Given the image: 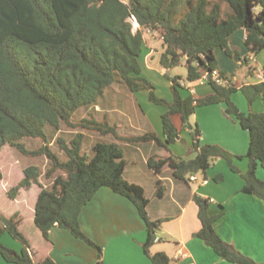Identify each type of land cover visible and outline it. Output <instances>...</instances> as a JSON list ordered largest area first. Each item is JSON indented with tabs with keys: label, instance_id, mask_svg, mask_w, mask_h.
Returning a JSON list of instances; mask_svg holds the SVG:
<instances>
[{
	"label": "trees",
	"instance_id": "trees-1",
	"mask_svg": "<svg viewBox=\"0 0 264 264\" xmlns=\"http://www.w3.org/2000/svg\"><path fill=\"white\" fill-rule=\"evenodd\" d=\"M139 24L133 30L131 19ZM247 32L246 46L254 55L264 51V0H0V154L6 145L27 157H46L50 168L46 177L51 186L41 183L42 170L37 165L24 168V178L8 191L11 199L22 189L34 184L41 187L35 208V226L49 240L56 227L68 230L98 251L96 264H105L102 248L83 231L81 213L102 188L128 198L144 221L148 238L143 250L152 264H172L165 252L152 253L157 232L168 219L152 220L148 213L150 200L144 188L125 178L126 151L121 142L155 143L170 152L167 157L152 156L148 166L156 175L164 168L185 182L198 172L206 175L216 159H225L233 171L232 154L217 145H200L202 131L191 123L197 109L225 104L226 113L235 117L250 133L247 172L242 173V192L264 201V181L257 176L264 168V112L246 114L232 101L239 89L217 84L210 77L213 93L205 98H182L181 77L168 76L173 84L174 101L157 99L154 86L143 75L140 58L144 51L145 32L161 31L163 53L160 65L166 71L185 64L187 82L196 83L205 73L217 69L214 54L222 49L243 64L239 51L230 47L229 38L238 30ZM225 78V73L220 72ZM116 84L125 85L132 93L150 90L151 98L168 107L162 116L163 140L149 132L121 136L117 125L95 119L75 120L84 108L99 105L105 92ZM250 105L260 96L264 99V81L244 85L240 89ZM61 132L64 127L98 130L103 136L112 134L120 142L97 141L93 155L83 152L84 133H77L67 143L59 138L63 160L52 149L47 131ZM186 130L191 131L195 157L174 155L175 144ZM26 138L41 139V148L30 150ZM0 171V180L3 179ZM190 177V178H189ZM217 181L223 178L217 177ZM166 187L157 181V197L163 198ZM202 229L196 234L222 259L234 264H264L244 255L233 244L222 239L215 223L225 211L211 215V200L195 194ZM18 215L7 218L0 213V239L9 232L24 248L17 252L0 242V254L12 264H57L51 257L35 262L31 244L20 231Z\"/></svg>",
	"mask_w": 264,
	"mask_h": 264
},
{
	"label": "crops",
	"instance_id": "crops-1",
	"mask_svg": "<svg viewBox=\"0 0 264 264\" xmlns=\"http://www.w3.org/2000/svg\"><path fill=\"white\" fill-rule=\"evenodd\" d=\"M246 37L247 32L245 29L236 31L229 38L230 47L239 51L241 56L248 60L247 65H249L250 70L245 78V85L257 84L262 82L264 76V70H260L258 66L263 51L259 53L260 55L252 54L246 46ZM145 44L140 58L141 66L155 68L156 63L160 65V56L164 51L162 43ZM160 45L161 49L159 48ZM157 54H159V57L156 60ZM214 54L218 63L217 69L225 73L229 85H235L239 89L238 91H241L242 86L239 87L235 84V76L231 81L229 73L234 71L236 64L242 65V62L234 61L222 49H216ZM187 86L192 90V96L195 98H205L213 93L208 82H196L187 84ZM96 107L99 108V105ZM204 107L205 109H201L203 107L198 108L191 117V123L192 120H195V124L202 131L200 143L203 135L205 137L204 142H211L206 139L208 130L200 117L207 116L214 110L230 124L239 140L237 145L232 147V151L236 155L246 154L250 135L245 132L249 131L244 130L235 117L226 113V105L215 104ZM121 113L126 117L123 109H121ZM133 125H137L135 131L138 132V135L152 132L151 123L145 117V113L144 119L138 124L133 123ZM119 129L120 126H118V132ZM184 133H188L192 141L191 131L186 130L177 142L183 140ZM156 134L163 140V123L162 128L156 129ZM108 142L120 141L116 139ZM121 143L126 151L127 168L125 178L128 182L142 186L147 195V186L140 180L144 177L148 184L152 182V186L149 187L152 188L153 192L155 191V197H157L158 180H161L167 186L165 196L163 198L157 197L158 201H154V198H149L147 195L150 200L148 213L151 219H168L158 231L161 232V236H158L157 233V240L152 247V253L165 252L171 258L172 264H234L222 259L204 241L196 237V234L202 229L199 207L194 201V195L198 194L211 200L209 208L211 215L218 214L222 210L225 211L222 218L215 223V228L222 239L233 244L244 255L259 263H264V201L254 195L242 192L245 184L242 179L236 180L234 185L223 192L222 196H211L204 189L211 186L214 175L207 172L205 175L206 181L197 188L191 187L185 181L176 179L173 171L168 167L164 168L160 175L154 176V171L148 166L149 159L152 156L167 157L170 152L155 143ZM172 153L184 158L176 152ZM242 171V173L246 172L245 166ZM22 172L24 178V168H22ZM257 176L264 181V171L260 170L259 167ZM191 182H198L197 177L195 181ZM6 190L9 191L10 188L6 187ZM41 190L39 185L34 184L29 189H22L17 198L11 199L15 205L22 207L24 205L23 208L30 207L29 216L33 222ZM26 198H28V202H24ZM165 200H168V203H165ZM23 208H17L13 214L5 217L10 218L15 214L18 215L19 229L31 244V253L35 262L39 263L47 257H51L57 264L97 263V249L83 240L75 238L65 228L54 227L50 231L49 240L44 238L37 227L35 230L30 228L29 233L25 232L27 218ZM80 222L84 233L102 248L105 264H152L143 250V244L148 238L146 225L136 206L128 198L113 192L110 188H102L93 200L84 207ZM6 245L15 250H20L19 247L12 245L10 242H6Z\"/></svg>",
	"mask_w": 264,
	"mask_h": 264
},
{
	"label": "rangeland",
	"instance_id": "rangeland-1",
	"mask_svg": "<svg viewBox=\"0 0 264 264\" xmlns=\"http://www.w3.org/2000/svg\"><path fill=\"white\" fill-rule=\"evenodd\" d=\"M133 23V30L137 32L139 29V24L133 18L131 19ZM145 43H163V36L161 31H149L145 32ZM146 45V44H145ZM161 49V45L159 47ZM240 54V52H239ZM260 55V54H259ZM241 56V54H240ZM159 54L156 55V60L158 59ZM232 58V57H231ZM242 59L244 57L241 56ZM264 51L262 52L261 59L259 62V69L264 70ZM236 62H240L235 58H232ZM158 66V67H157ZM249 65L246 63H242V65H237L234 68V71L229 73L230 80L236 77L235 84L239 87H243L246 84L245 78L249 73ZM143 75L148 79V81L154 86V94L157 99L166 100L168 102L174 101V90L171 79L168 77H176L179 76L183 79L184 85L179 87V92L182 98L187 99L191 97L192 90L187 86L189 84L187 82V74L188 70L185 64H182L171 71L164 70L158 63L155 64V68L150 67H142ZM168 75V76H167ZM231 80V81H232ZM186 83V84H185ZM235 86V85H234ZM152 92L150 90H141L135 93H132L125 85L116 84L112 88L108 89L104 96L101 98L99 102V108L90 107L81 109L76 115L75 120L81 121L83 119H95L97 122L102 123L107 120L110 125H118L120 126L119 134L122 136H136L138 132H136V126L133 123L138 124L145 117L151 123L152 132L156 133L157 128H162V116L168 111V107L162 103H157L151 98ZM201 98V97H199ZM232 101L240 108V110L246 114L250 113H262L264 112V99L262 96L257 98L252 105H250L247 97L242 91H237L232 96ZM126 113V117L120 114L121 109ZM205 109V107L201 108ZM244 110V111H243ZM144 112V113H143ZM200 119L205 124L208 133L207 140L211 142H204L205 137L203 135L200 145H217L222 147L223 149L229 151L232 154L233 164L238 169V171H233L229 162L225 159H216L211 168L207 171L210 175H214L215 177L212 179V184L210 187L204 189L205 192L211 194V196H222L223 192L234 185L235 181L242 178V168L245 166L246 172L249 169V159L247 157L250 141L248 144V150L244 155H236L232 151V147L237 145L239 142L236 134L233 132L230 124L221 118L220 114L217 111H212L207 116H201ZM192 124L195 126V120H192ZM237 123V122H236ZM133 125V128H132ZM135 128V129H134ZM160 130V129H159ZM51 142L52 149L58 153L63 160H67V156L64 151L61 150L60 144L58 143L59 138H64L67 143L75 137L77 133H84L86 135V139L83 145V152L88 154L89 156L93 155L92 147L97 141H115L116 138L112 134H108L103 136L98 130H89L84 128H76L70 129L64 127L61 132H55L50 127L47 129ZM250 135L249 132H245ZM145 134V133H141ZM23 142L28 146L30 150H36L43 146L44 142L41 139L34 138H26ZM172 152H176L184 156L185 159L195 157V154L192 149V141L188 133L183 134V140L172 144L169 146ZM28 165H37L41 168L43 176L41 177V183L44 186H51L52 180L46 177V172L50 168V161L42 156V157H27L12 149L9 145H6L1 154H0V171L4 174V179L0 180V213L4 216H10L17 208H23L20 205H15L14 202L8 195V191L6 187L10 189L16 186L21 179L23 178L22 168L27 167ZM260 170L264 171V168L259 165ZM156 174H154L155 176ZM209 175V177H210ZM153 176V174H152ZM153 176V177H154ZM194 176L197 177L198 182H191L190 180L187 182L188 185H191L193 188L199 187L201 183H203L206 178L203 172H198ZM222 177V181H217V177ZM190 178V177H189ZM141 182H144L147 186V195L149 198H154V201H158L157 197H155L154 192L151 187L152 182H149L144 177H142ZM152 181V180H151ZM165 186V185H164ZM154 187V186H153ZM167 188V186H165ZM146 195V196H147ZM157 196V195H156ZM148 198V199H149ZM28 198L24 202L27 201ZM157 203V202H156ZM159 203V202H158ZM165 203H168V200H165ZM30 207L26 206L23 208L26 214V223H25V232L30 231L31 229H36V226L31 220L29 216ZM158 236H161V232H157ZM0 242L6 245V242H10L12 245H15L20 248V250H15L17 252H21L24 248L23 243L20 240L15 239L9 232H5ZM0 264H7L3 257L0 254Z\"/></svg>",
	"mask_w": 264,
	"mask_h": 264
},
{
	"label": "built area",
	"instance_id": "built-area-1",
	"mask_svg": "<svg viewBox=\"0 0 264 264\" xmlns=\"http://www.w3.org/2000/svg\"><path fill=\"white\" fill-rule=\"evenodd\" d=\"M133 19L136 21L135 18H133ZM210 77H211V79L213 81H215L219 85H223V86H228L229 85V81L226 78H224V77L221 76L220 71L218 69L212 71L211 73H205V75L203 76V78L200 79L198 82H200V83L208 82L209 79H210ZM263 81H264V76L262 77V82ZM180 83H181V85H184V82L183 81H181ZM190 179H191V181H195L196 180V177L191 176Z\"/></svg>",
	"mask_w": 264,
	"mask_h": 264
}]
</instances>
